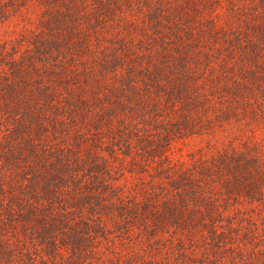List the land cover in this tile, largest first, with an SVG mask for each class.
<instances>
[{"label": "trees", "instance_id": "obj_1", "mask_svg": "<svg viewBox=\"0 0 264 264\" xmlns=\"http://www.w3.org/2000/svg\"><path fill=\"white\" fill-rule=\"evenodd\" d=\"M0 264H264V0H0Z\"/></svg>", "mask_w": 264, "mask_h": 264}, {"label": "rangeland", "instance_id": "obj_2", "mask_svg": "<svg viewBox=\"0 0 264 264\" xmlns=\"http://www.w3.org/2000/svg\"><path fill=\"white\" fill-rule=\"evenodd\" d=\"M199 142L197 140V138H192L190 141H189V144L188 145H184L183 146V152L185 153L186 151H188L190 148L194 147L195 145H197Z\"/></svg>", "mask_w": 264, "mask_h": 264}]
</instances>
